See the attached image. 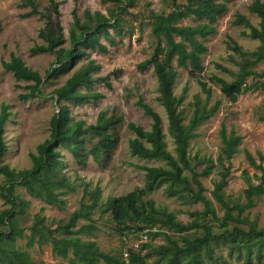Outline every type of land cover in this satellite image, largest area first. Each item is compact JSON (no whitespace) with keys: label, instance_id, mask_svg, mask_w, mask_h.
I'll use <instances>...</instances> for the list:
<instances>
[{"label":"rangeland","instance_id":"1","mask_svg":"<svg viewBox=\"0 0 264 264\" xmlns=\"http://www.w3.org/2000/svg\"><path fill=\"white\" fill-rule=\"evenodd\" d=\"M25 0H0V105L10 106L11 117L5 128V140L8 145V152L4 155L1 164L8 165L17 172L29 170L33 163L31 155L38 154V147L45 144L51 137V119L59 112L60 107L66 106L71 117L75 121H84L86 126L95 125L101 113L106 117L115 116L123 119L118 126L117 133L120 136V143L113 154L112 159L106 166H101L92 159L84 167L77 165L73 157L62 148L57 149L63 166L59 168L58 175L63 183L74 188L75 192L65 189L56 190L62 203L55 205L47 203L48 196H34L23 186H15V197L21 206L15 212L14 224L19 229H24V237L17 238L15 242L6 240L0 241V264H14V251L26 253L35 264H68L74 259L73 252L69 258L63 259L53 254V239L49 232L56 238L64 234L63 227L67 224L70 216L79 211L83 204H91L90 196H85V191L92 193L97 188L101 192L99 206L92 210L89 220H80L78 230L83 225L94 224L97 231L89 235L79 236L83 242H94L100 252L108 254L116 259L124 260L129 264V248H136L135 244L140 240L137 235V228L131 225L132 230L121 236L116 231V224L108 214L103 213L101 204L109 197L127 195L137 189L146 186V172L140 167H158L170 169L164 161L145 160L132 155L129 142L136 138L135 134L128 129L129 123L142 126L146 131H151L153 121L144 114L143 109L138 105L139 100L151 106L162 118L165 143L168 151L177 157L176 145L170 132V123L167 112L158 101L160 97L159 81L152 66L141 70L139 65L153 57L157 46V39L153 34L154 14L167 15L175 8L174 0H57L60 3V22L65 35L64 48H69V30L73 24V12H76L82 22H86L85 12H100L112 20L117 30H111L110 37H103L102 43L108 47L107 54L98 51L88 50L77 66L69 73L60 75L55 79H46L40 88L41 96L34 99H23L22 95L29 93L27 87L33 82H26L15 78L12 72L3 67L4 62H10L12 55L20 58L32 71L40 73L45 79L46 73L56 62V56L52 54H35L32 50L38 46L46 45L39 37L40 32L49 25L46 15L52 14L48 0H36L41 15L25 18L24 15L30 12L25 7ZM222 2L223 0H214ZM264 2V0H261ZM255 0H230L227 12L218 18L216 33L207 39L200 41L208 48V53L202 56L203 71L193 72L190 68H177L178 78L173 88L176 98L184 95V102L178 108V112L184 126H189L197 110L211 109L216 102H221L218 111L210 120L199 125L194 131L195 137L190 140L188 153L193 167L201 172L207 166L214 165L212 174L208 178H200L205 189L204 196L212 202L218 218L222 219L226 211L216 201L213 192L215 183L221 180V173L227 168L230 176L223 188L225 200L231 206L235 204L245 205L247 203L244 192L249 187L246 173L251 177V183H260L254 175L261 176L259 171L250 166L247 162L245 152H250L260 164L258 153L264 156V78L251 76L246 80V85L257 84L260 89L243 93L236 102L228 101L221 92V87L212 82V77L217 76L227 82L236 80L240 71L246 65L247 54L259 49L261 43L243 36L247 30L243 26H235L237 14H242L259 28L260 19L249 11V7ZM184 1H178L177 5H184ZM54 25L57 18L53 13ZM207 23L196 21L194 18L184 20L181 26H197ZM233 40V41H232ZM235 43L242 53H236L229 47V42ZM94 61L101 67L100 71L92 74L93 79L107 78L111 87L103 83H95L94 93H101L103 97L90 104L78 106L76 104H58L54 92L61 88L66 81L72 77L81 67ZM176 67L177 63L174 62ZM222 69H226L224 71ZM259 74L264 72V63L253 68ZM198 80L207 82L212 89V96L209 98L198 84ZM87 92L88 90L82 89ZM225 127L226 134L236 132L243 138L242 144L238 147V153L234 156L231 164L222 165L219 157L223 148L221 131ZM150 147V144L143 141ZM200 161H204L200 163ZM264 167V163H263ZM184 176L196 190L192 182V174L185 171ZM6 179L0 176V184H5ZM167 185L155 190L147 196V199L154 201L155 206L174 215L176 221L182 224H189L194 221L191 213L203 212L204 206L201 203L193 202L185 192L177 197L167 195ZM38 189L40 186L38 185ZM179 189H183L182 186ZM11 205L6 204L0 196V214L9 210ZM237 216V214H235ZM247 219L255 222L258 229L264 228V196L255 199V206L244 212L241 220ZM213 230V234L222 235L224 229L211 218L206 221L200 220ZM239 227L248 231L249 226L237 222L229 223V230ZM43 229L44 242L40 245L41 236L38 234L34 242L29 246L33 232L31 229ZM0 232L7 233L8 225H0ZM160 233L153 236V233ZM171 241L183 244L184 239H200L204 236L201 228H194L183 233L172 229L160 218L156 227L152 229L146 245L139 249V255L143 259L138 264H170V253L164 256L165 247L171 245ZM127 238H126V237ZM147 240V239H145ZM241 241H251L257 251L261 241L251 239L243 240H221L211 242L215 256L223 257L218 262L205 260L204 264H243V258L238 259L239 251L235 249ZM140 245V244H139ZM233 254V258L229 256ZM185 263L186 257L178 256V261ZM100 264H105L101 261ZM176 264V262H175ZM254 264L259 263L257 259Z\"/></svg>","mask_w":264,"mask_h":264},{"label":"trees","instance_id":"2","mask_svg":"<svg viewBox=\"0 0 264 264\" xmlns=\"http://www.w3.org/2000/svg\"><path fill=\"white\" fill-rule=\"evenodd\" d=\"M57 22L54 25L53 13L46 15L48 27L40 32L39 37L46 45L38 46L32 50L35 54H52L56 56V62L50 70L47 71L45 79L40 73L29 69L24 62L12 55L10 62H4L3 67L12 72L16 79L26 82H33V85L27 87L29 93L22 95L23 99H34L41 96L40 88L45 80L55 79L60 75L71 72L83 58L88 50L98 51L101 54L108 53V47L102 43L103 37H110L111 30H117V26L113 25L112 20L107 18L100 12L91 13L89 10L85 12L86 22H82L76 12H73V24L69 30V48H64L65 35L60 22V3L57 0H48ZM119 2V0H116ZM175 8L167 15L154 14L153 34L157 39V46L152 58L146 60L139 65L141 70L147 69L148 66L154 68V72L159 81L160 97L158 101L165 108L169 123L171 136L176 145L177 157H174L168 151L165 143V135L163 132L162 118L153 110V108L142 100H139L138 105L143 109L144 114L150 117L153 121L151 131H146L142 126L135 123H129L128 129L136 136L135 139L129 142L131 153L133 156L145 160L164 161L170 166V169L158 167H140L146 172V186L143 189H137L127 195L119 197H109L108 200L101 204L104 214H108L111 220L116 224V231L121 236L125 232L131 231V225L137 228L138 236H147L152 233V229L156 227L160 218H164L165 222L178 232L183 233L194 228H201L204 231V236L200 239H184L183 244L171 241V237L166 235L171 245L165 247L164 256L172 254L168 257L170 264H182L178 261V256L186 257L184 264H204V261L212 263L223 260L221 256H215L211 247V242L221 240H243L255 239L261 241L257 251H254L255 245L251 241H241L236 245L235 249L239 251L238 259L244 258L243 264H254L257 259L259 263L264 260V228L258 229L255 222H250L247 219L241 220V216L247 210L255 206V199L264 196V156L258 153L260 164L256 158L248 151L245 152L247 162L261 173L255 178L260 180V183L253 185L251 177L246 173V178L249 182L248 189L244 195L247 203L245 205L235 204L230 205L225 200L223 188L230 176V170L227 168L221 173V180L215 183L213 192L216 201L225 209V216L220 219L217 216L216 210L213 208L212 202L204 196V187L200 178H208L211 176L214 165L207 166L201 172H197L191 163L188 153L190 140L195 137L194 131L199 125L210 120L218 111L221 102L216 104L211 109L204 108L197 110L194 118L189 126H184L178 112V108L184 102V95L176 98L173 93V88L178 78L177 68H190L193 72L203 71L202 56L208 53V48L200 41L207 39L216 33L215 24L219 17L223 16L227 10V4L230 0L216 2L214 0H174ZM178 1H184V5H177ZM25 7L30 8V12L25 14V18L41 15L36 0H25ZM249 11L255 14L259 19V28L252 25L246 16L237 14L233 24L235 26H243L249 32H243V36L261 43L259 49L255 52L247 54L248 60L242 71L238 74L236 80L227 82L217 76L212 77V82L221 87L223 96L230 102H236L238 98L245 92L257 91L260 89L257 84L250 86L246 85V80L251 76L264 78V72L259 74L253 70L255 66L264 63V2L255 0L249 7ZM194 18L198 22L204 20L207 23L198 24L197 26H181L180 23L184 20ZM233 41V40H232ZM229 42V47L234 52L242 53L239 47ZM177 66L174 67L173 63ZM101 67L91 61L87 65L81 67L76 73L69 78L66 83L54 92L58 104H76L78 106L90 104L103 97L101 93H94L91 90L95 83H103L107 87L111 84L107 82V78L93 79L92 74L99 72ZM227 71L226 69H222ZM199 86L203 92L210 98L212 89L207 82L198 80ZM264 88V83L261 85ZM88 90L87 92L81 91ZM11 117L10 106L7 104L0 105V176L6 179L5 184H0V196L5 200L6 204L11 205L9 210L0 214V225H8V232H0V241L6 240L15 242L17 238H23L25 230L19 229L14 224L15 212L20 208L15 197V186L26 187L32 195L43 197L48 196L47 203L55 205L57 202L62 203L58 196L65 192H60L55 195L56 190L65 189L66 191L75 192L74 188L63 183L59 177V168L63 166V161L60 159V154L57 149L62 148L73 157L78 166L84 167L89 160H93L101 166H106L112 159L114 152L119 146L120 136L117 133L118 126L123 122V119L115 116L106 117L103 112L99 115L95 125L86 126L84 121H75L66 106H61L58 113L51 119V137L45 144L38 147V154L31 155L33 166L29 170L17 172L12 170L8 165L1 164L4 155L8 152V145L5 140V128ZM264 121V117L261 118ZM223 148L219 160L222 165L231 164L234 156L239 152L238 147L242 144L243 138L238 136L236 132L226 134L225 127L221 131ZM143 141L150 144L147 147ZM204 161H200L203 163ZM187 171L192 174V182L196 186V190L192 184L184 176ZM38 185L40 189H38ZM167 185V195L169 197H177L183 193H189L190 198H195L193 202L201 203L204 206V211L199 213H191L190 217L194 221L185 225L176 221L174 215L167 211L159 209L155 206L154 201L147 199V196L155 190ZM182 186L183 189H179ZM90 196L91 204H83L79 211L74 212L67 224L63 227L64 234L60 238H56L51 234L53 239V254L63 259L69 258L71 251L74 259L68 264H100L101 261L105 264H127L126 261L116 259L108 254L100 252L94 242L81 241V235H89L98 230L94 224L81 226L78 230H73L77 227L80 220H89L92 210L99 206L101 192L97 188L92 193L85 191V196ZM237 214V216H235ZM211 218L218 223L225 231L222 235L213 234L211 227L205 223L200 224V220L206 221ZM237 222L249 226L248 231L239 227L229 230V223ZM33 236L30 239L29 246L34 242L36 235H40V245H43L44 237L43 229H31ZM160 233H153V236H158ZM126 237V236H125ZM127 238V237H126ZM140 239L138 248H129V264L142 263L143 259L139 255V249H143L147 244ZM244 251V253H243ZM14 264H35L34 261L24 252L14 251ZM233 258V254L229 256ZM46 264V263H42ZM61 264V263H59Z\"/></svg>","mask_w":264,"mask_h":264},{"label":"built area","instance_id":"3","mask_svg":"<svg viewBox=\"0 0 264 264\" xmlns=\"http://www.w3.org/2000/svg\"><path fill=\"white\" fill-rule=\"evenodd\" d=\"M140 239L142 240V242H145L146 240L145 239H147V236L146 235H142L141 237H140ZM139 244H140V242L138 241V243L137 244H135V247L136 248H138L139 247Z\"/></svg>","mask_w":264,"mask_h":264}]
</instances>
